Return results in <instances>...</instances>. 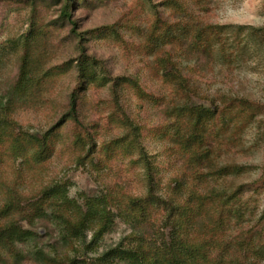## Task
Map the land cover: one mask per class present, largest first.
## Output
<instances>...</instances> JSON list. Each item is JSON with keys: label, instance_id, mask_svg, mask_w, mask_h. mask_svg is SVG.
I'll return each mask as SVG.
<instances>
[{"label": "rangeland", "instance_id": "374dc122", "mask_svg": "<svg viewBox=\"0 0 264 264\" xmlns=\"http://www.w3.org/2000/svg\"><path fill=\"white\" fill-rule=\"evenodd\" d=\"M167 1L0 0V100L18 74L14 50L7 48L10 41L29 34L31 52L40 58L41 68L35 71L38 100L14 117L22 130L41 136L68 112L70 96L78 90L76 66L82 49L96 61L98 77L109 80L78 91L82 126L67 118L57 127L47 161L38 165L30 160L20 167L9 158L2 180L7 188L18 187L26 199L56 184L66 185L69 198L79 203L88 197L107 199L117 215L113 229L94 243L89 232L85 241L66 244L52 217L38 219L30 226L38 236L22 264H132L119 259L116 249L134 242L137 232H167L161 210L150 209L143 217L141 209L132 210L128 203L146 198L149 190L147 165L137 146L148 159L154 193L169 198L180 183L181 203L191 190L203 194L222 185L230 191L239 185L251 189L263 181L264 57L224 64L191 47V36L181 42L165 35L169 25L186 26L192 34L216 25L263 28L264 0H178V7L171 8ZM228 41L234 43V35ZM185 102L224 109L228 120L237 114L236 124L242 118L230 108L233 104L255 109L242 114L247 123L230 125L233 143H226L216 158L223 164L252 166V174L213 186L201 180L199 173L207 170L193 168L190 154L173 141L177 120L171 113ZM186 122L177 123L182 132H187ZM210 128L212 134L222 128L220 115ZM239 136L243 149L234 143ZM131 143L134 149L128 148ZM259 201L264 205V191Z\"/></svg>", "mask_w": 264, "mask_h": 264}, {"label": "trees", "instance_id": "16d2710c", "mask_svg": "<svg viewBox=\"0 0 264 264\" xmlns=\"http://www.w3.org/2000/svg\"><path fill=\"white\" fill-rule=\"evenodd\" d=\"M177 1H167L166 5L170 8L178 7ZM64 16H67V12ZM187 28L169 25L166 28V40L173 38L183 42L191 36V47L224 64L234 61L240 63L244 57L251 55L264 57V27L216 25L199 29L194 34ZM207 32L213 37L209 38ZM229 35H234L235 42H241L234 46L235 42L228 41ZM7 48L14 50L18 74L7 95L0 100V264H22L38 236L30 229L38 219L52 217L61 228L66 244L85 241L89 232L93 233L94 243L113 229L117 215L107 199L88 197L79 203L69 198V189L64 184L46 187L38 192V196L26 199L18 187L7 188L2 180V167L9 158L19 163L20 167L30 160L38 165L47 161L52 154V139L55 138L56 128L65 123L67 118L82 126L79 120V92L91 84L100 85L103 82L106 85L109 80L98 77L96 61L89 58L82 49L76 66L78 90L70 96L68 112L58 125L45 134H32L22 130L14 117L19 110L35 105L38 100L39 78L35 76V71L41 68L40 58L37 53L31 52L29 34L10 41ZM176 76L180 84H186L182 75ZM113 85L116 86V81ZM230 108L241 114V125L247 123L242 114L255 110L247 103L240 106L233 104ZM225 112L224 109L219 111L218 108L210 109L194 102H185L171 113L177 120L173 141L183 152L190 154L193 168L195 166L199 170H207V173L199 175L203 177L201 180L211 182L212 186L229 178L248 176L256 170L249 165L217 162L216 158L219 159L218 154L223 146L233 143L228 132L230 125L236 124L237 114L228 120L224 116ZM219 115L222 128L212 134L210 126ZM181 119L187 121V132H182L177 125ZM240 124H236V127ZM130 127L132 131L136 130L132 124ZM243 142L242 136L234 139L236 147L242 149ZM135 146L131 143L128 148L134 149ZM138 148L140 158L147 165L149 190L146 198L130 199L128 203L132 205V210L141 209L145 214L143 217L150 209L161 210L163 216L160 222L166 226L167 232L156 231L149 236L137 232L134 242L116 249L119 259L132 264H264V205L259 201L264 191V169L260 177L263 181L251 189L239 185L230 191L221 184L219 188H212L203 194L191 190L185 202L181 203L179 199L183 196L184 186L180 183L176 182L169 198L154 193L148 159L141 145ZM249 190H252V195L247 198ZM36 253L40 254V251Z\"/></svg>", "mask_w": 264, "mask_h": 264}]
</instances>
